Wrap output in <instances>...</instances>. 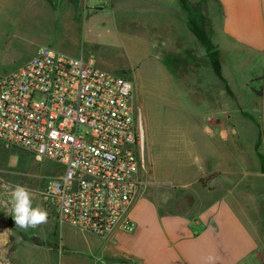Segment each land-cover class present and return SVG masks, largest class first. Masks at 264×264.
<instances>
[{"label": "crops", "instance_id": "1", "mask_svg": "<svg viewBox=\"0 0 264 264\" xmlns=\"http://www.w3.org/2000/svg\"><path fill=\"white\" fill-rule=\"evenodd\" d=\"M66 2L69 7L59 19L70 29L80 14L71 0ZM82 17L76 27L90 31L102 25L103 37L90 32L71 55L93 56L98 66L113 72L124 51L140 52L137 61L146 62V70L162 73L155 79L168 105L174 82L180 125L166 131L165 145L181 152L146 158L131 208L134 230L100 237L68 224L52 225L48 218L38 225L51 242L62 236V244L52 247L64 245L61 264H264L262 195L255 183L263 177L262 160L245 157L235 142H224L237 131L225 118L216 119L225 112L209 105L212 82L193 75L199 55L208 58L211 51L238 53L261 63L264 71V0H94ZM169 58L187 75L170 78L166 73L174 65H167ZM8 214L0 213V244L10 239ZM20 259L16 255L15 264Z\"/></svg>", "mask_w": 264, "mask_h": 264}, {"label": "built area", "instance_id": "2", "mask_svg": "<svg viewBox=\"0 0 264 264\" xmlns=\"http://www.w3.org/2000/svg\"><path fill=\"white\" fill-rule=\"evenodd\" d=\"M41 47L51 55L39 54ZM132 97L131 79L98 66L93 56L47 45L0 73V140L64 167L42 194L58 225L100 237L134 230L131 208L147 163ZM0 264H15L1 246Z\"/></svg>", "mask_w": 264, "mask_h": 264}, {"label": "rangeland", "instance_id": "3", "mask_svg": "<svg viewBox=\"0 0 264 264\" xmlns=\"http://www.w3.org/2000/svg\"><path fill=\"white\" fill-rule=\"evenodd\" d=\"M46 2L0 0V73H9L30 60L40 45H47L71 54V50L82 45L85 37L88 39L91 37L90 32L92 35L100 33L99 36L103 37L102 25L99 28L93 26L90 31L85 26L76 27L79 20L83 21L84 11L86 13L90 9L94 0H88L85 5L78 0L69 2L77 8L78 15L80 14L77 23L75 22V26L72 25L70 29L68 26L63 27L59 19L69 7L66 0H47ZM140 55V52L124 51V54L119 55L113 62L116 67V71L113 72L133 81L132 101L141 116L147 163L146 158L151 155L159 157L162 154L166 156L168 152H181L179 149L166 148L165 145L166 131L180 125L178 122L180 109L175 107L174 82L171 93L172 105H168L166 96L160 93L159 82L155 79L161 77L162 73L156 70L154 74L146 70V62L137 61ZM152 57L158 58L156 55ZM174 58L175 56L172 55L171 59ZM171 59L167 65L174 66L168 69L166 74L172 79L182 73H184L183 76L187 75L185 69L180 71L178 68L179 62L172 64ZM243 59L240 54L231 52L228 54L211 51L208 58L200 54L198 69L193 75L200 79L205 77L212 82L214 93L209 94V105L215 111L224 110L225 112L216 116V119L225 118L228 127L232 131H237L235 136L230 134L224 142H235L242 155L262 160L263 177L261 180L252 182L261 186L260 190L258 189L262 195L258 203V209L261 211L258 217H260L264 249V71L261 63ZM173 136L175 138V134H172ZM186 152L188 157L189 149H186ZM63 173L64 167L59 162L48 158L38 161L32 154L9 146L0 140V178H3L6 183L4 186L0 180V213L7 210L11 223L10 239H6V242L1 243L0 246L12 260H15L16 255L20 256L19 264H61L60 258L67 251L64 245H61L59 251L53 250L55 242L58 247L60 243L62 244V236L51 242L42 232L43 227L28 229L16 227L10 215L9 194L5 189L9 185L27 187L32 193L34 206L42 205L47 211L48 221L53 225L56 223L55 218L50 215L42 194L49 181L57 179ZM23 235L27 238L24 239ZM53 252L51 260L48 259L47 254L51 255ZM118 264L130 263L128 260H123Z\"/></svg>", "mask_w": 264, "mask_h": 264}, {"label": "clouds", "instance_id": "4", "mask_svg": "<svg viewBox=\"0 0 264 264\" xmlns=\"http://www.w3.org/2000/svg\"><path fill=\"white\" fill-rule=\"evenodd\" d=\"M39 54L50 52L41 47ZM53 192L59 191V185H50ZM9 194L10 215L13 217L16 227L20 229L36 228L47 222V211L39 206H34L31 191L23 185L7 186L5 189Z\"/></svg>", "mask_w": 264, "mask_h": 264}]
</instances>
